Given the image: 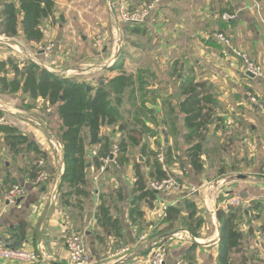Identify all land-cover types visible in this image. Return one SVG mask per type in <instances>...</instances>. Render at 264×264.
Segmentation results:
<instances>
[{
  "label": "crops",
  "instance_id": "crops-1",
  "mask_svg": "<svg viewBox=\"0 0 264 264\" xmlns=\"http://www.w3.org/2000/svg\"><path fill=\"white\" fill-rule=\"evenodd\" d=\"M123 1L56 0L55 17L46 22L43 42H28L21 34L6 36V41L0 42V59L31 58L59 75L76 74L91 81L98 76L117 75L118 71L110 70L114 64H123L134 73L146 70L148 89L155 99L149 107L161 121L154 127L162 131L154 137L146 135L140 144L131 142L130 149L139 147L138 159L142 156L139 161L146 162L143 145L154 150L163 144L169 149L170 171L184 187L176 192H160L154 208L145 201L139 202L136 207L143 216L134 221L130 217L134 208L130 153L131 163L124 172H89L91 194L83 210L64 206L57 198L65 169L58 128L53 126L59 127V117L51 120L53 110L47 109L50 120L42 119L38 108H23L19 96L0 94V108L7 117L31 135L48 155L45 180L39 185L23 182L27 193L16 203L3 201L7 187L5 172H0V241L38 251L52 264H70L67 239L72 233H82L90 264H149L146 260L150 254H139L172 234L160 224L166 208L192 199L198 205V215L203 214L204 218L199 237L191 235L190 240L186 230H180L181 238L168 240L166 264H216L221 226L217 204L223 194L229 193L247 202L246 207L240 208L245 211L240 219L244 238L241 250L232 254L233 264H264V0H162L144 24L133 26L139 28L138 32L128 30L130 26L118 20ZM125 1L131 7H141L154 0ZM227 12L235 17L223 19ZM217 32L228 36L236 48L261 64L263 74L247 72L237 56H225L223 45L214 37ZM100 35L113 39L112 45L102 44L101 52L94 49L100 39L94 40ZM128 37L129 45L125 42ZM51 43L55 44L54 49L46 57L39 47ZM139 53L141 56H137ZM179 74L210 83L221 108V120L212 123L203 142L204 168L200 173H196L188 157L187 127L179 110L183 100L178 88ZM253 96L258 104L252 101ZM164 101H171L177 108L175 130L163 123L168 111ZM130 109L123 105L128 121L133 120ZM103 132L113 133L116 141L122 136L121 131L114 132V127L106 126ZM95 151L96 147H90L92 154ZM10 155L0 143V165L5 159L10 161L6 158ZM144 170L148 171L149 165H144ZM216 176L219 179L213 181ZM206 187L207 199L203 193ZM102 193L112 214L119 219L115 231H104L96 223ZM144 234L146 240L140 241ZM193 244L195 247L190 250ZM0 264L29 263L0 260Z\"/></svg>",
  "mask_w": 264,
  "mask_h": 264
},
{
  "label": "trees",
  "instance_id": "trees-1",
  "mask_svg": "<svg viewBox=\"0 0 264 264\" xmlns=\"http://www.w3.org/2000/svg\"><path fill=\"white\" fill-rule=\"evenodd\" d=\"M55 9L56 0H0V32L8 37L21 34L28 42L42 43L46 22L54 19ZM129 26L130 31H140L137 26ZM110 70L118 71L117 75H104L91 81L76 74L59 75L31 58L0 59L1 95L19 96L21 106L28 110L46 105L43 106L45 110L53 109V114L59 117L57 137L63 148L65 169L57 198L66 207L84 209L85 201L91 194L89 172H101L103 159L112 154L115 146L119 149L117 163L107 165L104 172H119L117 169L123 171L131 163V142L132 145L140 144L146 135L154 137L162 131L154 127L161 121L154 109L149 107V103L155 99L148 89L147 71L140 69L134 73L123 64H114ZM181 74L178 88L183 100L179 104V110L184 114L187 127L186 138L190 143L188 157L196 173H200L204 168L203 142L212 123L221 120V108L214 98L210 83L186 79ZM124 104L131 107L129 115H132V121L126 120ZM164 105L168 106V111L163 123L175 130L177 108L171 101H164ZM106 126L114 127V132L121 131V138L116 141L112 137L113 133L104 134ZM0 143L18 161L16 168L12 167L11 160L6 159L0 165V172H5V192L13 184L35 182L40 172H48L46 151L31 135L10 120L2 108ZM90 147H96L93 154ZM166 150L168 166L171 168L169 149L166 147ZM157 153L158 150L149 149L144 144L142 155L146 157V162L133 158L134 188L131 204L134 208L130 217L134 221L143 216L142 210L136 207L139 202L145 201L154 208L155 202L160 198V193L151 189L150 183L169 175L159 163ZM41 160L45 162V166H40ZM144 165H149L148 171L144 170ZM170 174L173 175V172L170 171ZM100 201L95 213L96 223L104 231H115L119 226V219L105 203L103 193L100 194ZM198 211L195 201L185 199L182 203L168 206L160 224L165 225L164 231L172 232L180 222L193 237H199L204 218L198 215ZM244 216L245 211L240 208H231L227 214L221 210L217 212L221 229L216 264H233L232 254L242 247L244 235L240 229V219ZM194 247L195 244L190 250ZM152 250L148 249L139 254V257H147Z\"/></svg>",
  "mask_w": 264,
  "mask_h": 264
},
{
  "label": "built area",
  "instance_id": "built-area-1",
  "mask_svg": "<svg viewBox=\"0 0 264 264\" xmlns=\"http://www.w3.org/2000/svg\"><path fill=\"white\" fill-rule=\"evenodd\" d=\"M162 0H154L148 3L145 6L141 7H131L124 0L120 8L118 10V20L128 25H142L148 19L152 10L155 9L156 6ZM235 16L230 13H224L222 18L225 20L233 19ZM214 37L221 42L223 45V53L225 55L232 54L234 56L239 57L244 62L245 68L247 72L253 73L254 75H262L263 74V66L261 64L253 61L249 55L236 48L230 38L223 34L222 32H217L214 34ZM7 37L0 32V42L6 41ZM55 44L51 43L45 47H39V50L43 52L46 57H49L54 49ZM101 41L98 40L95 44L96 48H100ZM252 101L258 104V100L255 96L252 97ZM54 144V143H53ZM61 145V144H60ZM119 149L115 146L112 154L107 158L103 159V165L101 166V173L105 171L106 166L109 164L115 165L117 163L116 157L118 155ZM157 159L161 164L163 170L169 173L168 176L161 180H155L150 183V188L155 190L156 192L168 193V192H176L181 190L184 185L175 177L170 174V167L168 166L167 161V150L164 145H161L158 149ZM40 166H45V162L41 160L39 162ZM46 177V171L40 172V175L34 182L35 185L41 184ZM196 190L195 188L192 189ZM208 187L204 188L203 193L208 197L207 194ZM27 193V186L25 184H13L11 188L6 192L4 196L5 204L16 203L19 199L23 198ZM247 202L238 195H230L229 193L223 194V196L219 199L217 204L218 211L221 210L225 214L229 213L231 208H243ZM185 235L187 237H192L189 232L185 231ZM181 231L178 233L175 232L169 236L162 238L159 241H156L153 246L152 253L149 255V258L146 260L149 264H166V258L168 253L167 242L172 238H181ZM146 235H141L139 237L140 241L146 240ZM67 247L69 254V262L70 264H90V256L88 254L86 248L85 236L83 234L72 233L69 235L67 239ZM127 249H122V251H126ZM0 260H12L18 262H27L29 264H52L50 263L45 255L41 254L35 250H28L20 247H13L8 245L5 242L0 241ZM145 262V261H144Z\"/></svg>",
  "mask_w": 264,
  "mask_h": 264
},
{
  "label": "rangeland",
  "instance_id": "rangeland-1",
  "mask_svg": "<svg viewBox=\"0 0 264 264\" xmlns=\"http://www.w3.org/2000/svg\"><path fill=\"white\" fill-rule=\"evenodd\" d=\"M136 37H138V36H136ZM129 38L130 37H128V39L126 38L125 39V42L127 43V45H129V42H128V40H129ZM98 39H100L102 42H101V46H100V48L98 49V48H96L95 46H94V49L95 50H97V51H100L101 52V50H102V44L105 46V45H112V43H113V39L112 40H110V39H105L104 37H103V35H100V37H98V38H96L95 40H94V42H96ZM94 42H93V44H94ZM141 54L142 53H139V55H137V56H141ZM146 55V52H144V56ZM225 56H227V55H225ZM106 64H108V63H106ZM117 74V73H116ZM64 76V75H63ZM100 78V76H98V78H96V79H99ZM43 106H46V105H38L36 108H39L38 110H39V112H41V113H37V114H39L40 116L39 117H41L42 119H45L46 118V120H48L49 119V111L46 109L45 110V108L43 107ZM125 109H127V107H124ZM53 110V109H52ZM124 112H126V110H124ZM126 115H128V114H126ZM43 117H45V118H43ZM56 118H57V115L56 114H53V116L51 117V120H55L56 121ZM58 120V119H57ZM47 122V121H46ZM54 126V128H58L57 127V125L55 124V125H53ZM161 145H163V144H158L157 146H156V148H155V150H158L159 148H160V146ZM138 148L139 147H135V148H132V149H130V153L133 155V158H135L134 160H137L138 159ZM131 155V156H132ZM7 159H9V160H11L12 161V167H14V168H16L17 167V164H18V161L16 162L15 161V159H14V156L13 155H10V156H7L6 157ZM138 161H139V159H138ZM3 164V161H2V163H1V165ZM117 170H119V172H124V171H121V169H117ZM219 179V176H216V177H214V179H213V181H216V180H218ZM210 185V184H209ZM203 214H201L200 216H202ZM203 217V216H202ZM181 223L179 222V225H178V227H177V230L176 231H180V230H186L185 228H183L181 225H180ZM175 231V232H176ZM186 231H188V230H186ZM171 232V231H170ZM175 232H171L172 234L173 233H175ZM177 232V233H178ZM189 232V231H188ZM77 234H82V233H77ZM189 234H191L190 232H189ZM190 240H192V238H190ZM168 243V242H167ZM167 248L169 249V245L167 244Z\"/></svg>",
  "mask_w": 264,
  "mask_h": 264
},
{
  "label": "water",
  "instance_id": "water-1",
  "mask_svg": "<svg viewBox=\"0 0 264 264\" xmlns=\"http://www.w3.org/2000/svg\"><path fill=\"white\" fill-rule=\"evenodd\" d=\"M106 47L104 48V51H106ZM140 160H143V158H142V156H140V158H139ZM90 165V164H89ZM245 207H246V205H244ZM220 229H221V226H220V228H219V233H220ZM219 241H220V237H219ZM152 246H154V244H152V245H150L148 248H150V247H152Z\"/></svg>",
  "mask_w": 264,
  "mask_h": 264
}]
</instances>
